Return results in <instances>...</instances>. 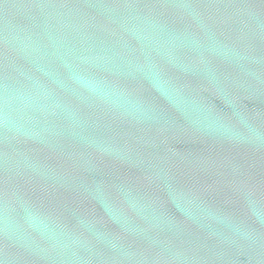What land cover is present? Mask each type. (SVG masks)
I'll use <instances>...</instances> for the list:
<instances>
[{
	"label": "water",
	"instance_id": "1",
	"mask_svg": "<svg viewBox=\"0 0 264 264\" xmlns=\"http://www.w3.org/2000/svg\"><path fill=\"white\" fill-rule=\"evenodd\" d=\"M0 264H264V0H0Z\"/></svg>",
	"mask_w": 264,
	"mask_h": 264
}]
</instances>
